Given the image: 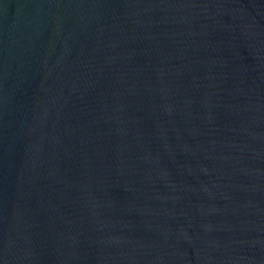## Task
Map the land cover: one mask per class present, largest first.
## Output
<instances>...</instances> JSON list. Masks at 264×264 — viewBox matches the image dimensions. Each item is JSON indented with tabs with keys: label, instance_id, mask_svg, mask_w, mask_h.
Instances as JSON below:
<instances>
[{
	"label": "water",
	"instance_id": "1",
	"mask_svg": "<svg viewBox=\"0 0 264 264\" xmlns=\"http://www.w3.org/2000/svg\"><path fill=\"white\" fill-rule=\"evenodd\" d=\"M0 264H264V0H0Z\"/></svg>",
	"mask_w": 264,
	"mask_h": 264
}]
</instances>
